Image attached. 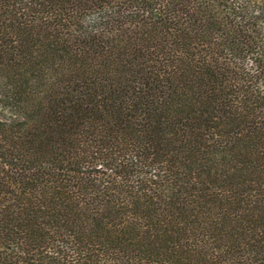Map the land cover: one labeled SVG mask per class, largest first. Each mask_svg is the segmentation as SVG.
<instances>
[{
	"label": "trees",
	"instance_id": "1",
	"mask_svg": "<svg viewBox=\"0 0 264 264\" xmlns=\"http://www.w3.org/2000/svg\"><path fill=\"white\" fill-rule=\"evenodd\" d=\"M0 264H264V0H0Z\"/></svg>",
	"mask_w": 264,
	"mask_h": 264
}]
</instances>
